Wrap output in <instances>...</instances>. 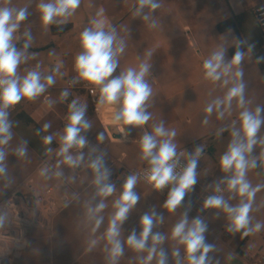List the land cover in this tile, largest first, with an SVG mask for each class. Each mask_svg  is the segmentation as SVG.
<instances>
[{"label": "crops", "instance_id": "0c3cea01", "mask_svg": "<svg viewBox=\"0 0 264 264\" xmlns=\"http://www.w3.org/2000/svg\"><path fill=\"white\" fill-rule=\"evenodd\" d=\"M137 1L139 0L136 2L80 0L79 6L72 15L66 19L55 18L65 19L63 24H71L72 30L55 36L50 28L61 24L53 22L45 25L39 8L42 2L48 3L50 0H27L29 17L25 24L34 27L33 32H28L32 44L27 49L20 44L19 34L23 26L19 22V28L13 33L11 40L16 50L22 53L21 62L16 68V77L22 82L29 72H38L40 82L45 88L33 99L22 97L17 102V111L9 120L11 138L14 139L17 149L23 150L21 158L23 160L25 158L23 162L29 164L27 174L14 185L4 189L0 184V202L8 199L16 191H22L30 182L40 186L43 181H55L54 186H47L46 189L62 190L58 199L62 205L60 212H67L70 223L80 225L79 236L76 237L77 252L67 264H100L101 260L110 261L111 258L114 259L111 255L112 243L107 241L98 248L99 239L107 234L110 222L117 211L115 202L119 200L128 177L133 176L136 170L150 165L148 159L143 158L142 138L145 134L155 136V127L162 124L166 132L174 131L175 135L156 136L157 147L153 152H158L163 140L170 139L175 146V152H182V157L187 163L195 157L197 160L195 183L186 190L181 203L174 211H169L165 207L169 193L162 196L151 189L149 191L152 193L134 186L133 191L138 197L137 203L129 209L123 222L117 221L119 236L116 239L127 241L133 232L139 238L143 231L142 217L145 214L155 213L146 247L143 251H137L143 254L140 264H158L161 253L164 264H169L173 258L174 247L181 244L179 238H172L173 228L186 218L185 231H187L198 218L206 228L204 233L215 237L232 252L240 253L241 259L246 264L243 258L244 251L264 243V231L257 228L256 220L259 203H264V166H257V163L264 161V71L258 65L256 55L263 49L264 41L254 19L255 10L264 6V0H226L230 15L220 21L218 26L228 20H235L233 29L219 32L224 54L222 66L229 70L230 75L223 77L224 67H220L218 69L221 73L220 79L212 80L206 77L204 82H196L194 87L204 85L202 96L199 97V100L203 99L202 101H147L146 99L141 107L149 119L143 125L125 124L122 120H116V115L123 104V97L114 104L100 103L96 108L88 92H72L66 89L67 80L79 77L75 65L76 58L85 51L81 42L83 31L95 29L93 21L102 20L103 30L113 32L123 21L121 16L114 13L122 7L119 3L123 2L124 7L126 4L130 11L131 5H137ZM42 26L44 30L40 33L39 28ZM239 43L243 44L244 52L239 64H233L234 57H231L229 52ZM51 67L58 68L57 76L50 72ZM115 70L118 77L123 75L120 70ZM49 76L53 79L51 85L47 84ZM241 83L244 86L243 105L239 103L240 97H234L230 102L226 101L225 97L229 90ZM95 86L100 91L101 85ZM64 93L67 95H63ZM216 101H221L219 106L216 105ZM73 102L76 109L84 110L83 120L89 124V127L81 129L79 134L89 142V145L82 152H76L72 147L73 149L70 148L68 153L60 155L62 139L70 123L69 117L72 112L70 105ZM209 105L212 106L210 113L206 111ZM257 108L260 109L259 118L262 123L256 133V143L251 152L245 153L249 166L244 177L250 185V190L256 189V191L250 201L248 224L239 230L230 231L229 229L233 227L234 213H228L223 208L205 207L204 203L211 196H221L232 208L239 207L241 203H249L247 195L241 197L237 191L229 190L228 180L234 176L235 170L225 171L221 166V158L234 142L246 143L241 113L248 111L255 115ZM45 125L48 127L45 128ZM49 136L52 137L51 142L45 143V137ZM1 146L0 151L4 153V159L0 164L4 168L7 155L5 144ZM198 148L201 152L196 156ZM81 154L82 159L77 165V169L80 167V170L74 168L75 166L72 167L71 173L66 174L64 181L57 171L63 168L65 155L75 159ZM98 158L102 164L101 171L106 170L108 173L104 183L114 186V191L107 197L98 195L102 185L96 184L97 173L91 167ZM253 161L255 166H252ZM41 166H47L46 172L33 180L32 176ZM85 177L88 179L84 181ZM220 190L223 192L220 193ZM101 203L105 205L104 208L96 211ZM97 220L100 221L98 227ZM153 234H159L163 240L156 245L153 258L147 261ZM29 246L30 244L27 248ZM35 249L43 250L42 254L47 251L46 247L38 245ZM58 249L61 257L64 254L62 251L69 247L59 245ZM121 261L116 263L125 264Z\"/></svg>", "mask_w": 264, "mask_h": 264}, {"label": "clouds", "instance_id": "9594fccd", "mask_svg": "<svg viewBox=\"0 0 264 264\" xmlns=\"http://www.w3.org/2000/svg\"><path fill=\"white\" fill-rule=\"evenodd\" d=\"M80 0H50L48 3H41L39 5L42 13V20L45 25L56 22L63 24L65 19L75 12V9L79 6ZM151 6L155 9L158 5L153 0H139V7ZM12 9L0 8V145L6 144L11 135L9 132L10 124L7 121L6 109L19 102L22 97L33 99L44 91L45 85L40 82V74L38 72H29L22 82L16 77V68L21 62L22 53L18 52L15 46L11 43L13 33L19 28V22L26 19L27 13L25 9H21L15 13L13 18ZM57 17H63L65 19L56 20ZM147 19V17H145ZM95 29H85L81 34L82 47L85 50L81 55L76 58V70L79 73V77L83 80L91 82L95 85H101L100 87V100L99 103L114 104L119 101L120 97H123V104L121 109L116 115V120H122L125 124L143 125L145 124L149 116L142 110V105L151 93V89L144 81V75L147 72V65H141L140 70L137 72L133 69H129L126 74L111 79L105 83L106 78L111 76L116 68V62L114 56L117 52L123 51V46L119 47L115 51L113 50V42L115 40L114 30L113 32H105L103 30L104 22L93 21ZM28 40H31L29 33H25ZM29 43L26 42L24 48L27 49ZM242 53L237 51L232 63L239 64L242 59ZM223 59V52L215 53L211 59L206 60L204 63L205 75L212 80L220 79L221 73L218 71L221 67ZM58 71V68L56 69ZM240 75V73H237ZM53 79L51 76L47 77V84L51 85ZM243 84L233 87L227 93L225 100L230 102L234 97H240L239 103L243 105ZM63 95H67L64 93ZM221 101H216V105L219 106ZM72 109L69 117L70 123L65 130V135L62 139V146L60 148V155L68 153L69 149L76 147H84L86 141L84 137L79 136L81 129H87L89 124L83 120L84 110L83 108L76 109L75 102L70 105ZM207 112L212 111V106L206 109ZM260 109H256V114L244 111L241 113L242 128L244 136L246 137V143L234 142L229 146L228 152L221 158V166L225 171L230 169L235 170L234 176L228 180L229 190H235L243 197L247 195L249 203H241L237 208H232L227 205L221 196H211L205 203V207L223 208L228 213H234L232 217L233 227L229 230H239L244 228L248 224V212L250 210V201L255 194L256 189L250 190V185L245 181V172L249 166V162L245 158L246 152H251L253 145L256 143V133L258 132L262 123L259 118ZM79 125L80 127H77ZM48 125H45L47 128ZM155 136L145 134L141 140V150L143 158L148 159L151 167L148 180L154 184L157 189L163 188L166 184L175 182V187L172 188L169 193V197L165 203V207L169 211H174L176 207L181 203L186 190L190 189L195 183V168L197 160L193 157L187 167L184 169L183 174L177 177L174 174V168L176 162L175 146L171 143L170 139L163 140L160 143L158 152H153V149L157 147L156 136H174L175 132H166L163 125L156 126L154 129ZM52 137H45V143H50ZM102 139V137H101ZM50 151V149H49ZM201 149L196 150V156H199ZM20 154L23 155V150H20ZM4 153L0 151V161H3ZM81 156L75 159L70 155H65V163L75 166L78 165ZM171 162V163H170ZM252 166H255V162H252ZM93 170L97 173L96 184L102 185L99 188L98 195L107 197L114 191V186L104 181L108 178L107 171H101V161L98 158L91 164ZM4 172V168L0 166V173ZM136 176H129L123 186V192L115 202L117 209L112 221L110 222L107 230V237L109 242L112 243L111 255L115 259L122 254V247L120 241L116 239L119 236L117 228V221L123 222L126 219L129 209L137 203L138 197L133 191V187L136 183ZM219 191V188H217ZM104 204L101 203L97 206L96 211H100L104 208ZM145 214L142 217L141 223L143 225V231L139 238L133 232L127 240L128 245L133 247L137 251H143L146 247L149 234L153 227V216ZM97 227L100 221L97 220ZM187 225V219L181 220L172 230V238H179V243L185 245L188 264H206V255L212 249L211 245L205 243V237L203 233L206 228L200 219L193 221V225L185 231ZM260 226L257 225V228ZM163 238L159 234L152 235V247L148 248L147 261L153 258V254L156 252V245L161 243ZM200 255L197 256L196 253ZM174 256H179L178 250L173 253ZM158 264H164V257L161 253V257ZM179 264V262H178Z\"/></svg>", "mask_w": 264, "mask_h": 264}, {"label": "rangeland", "instance_id": "374dc122", "mask_svg": "<svg viewBox=\"0 0 264 264\" xmlns=\"http://www.w3.org/2000/svg\"><path fill=\"white\" fill-rule=\"evenodd\" d=\"M133 1L136 2V0ZM153 2L158 5L155 9L150 5L140 8L139 1H137V5H131L130 11L126 4L124 7L123 2H120L122 7L114 11L123 20L121 26L114 30L113 50L123 46V51L117 52L114 56L115 69L120 70L124 75L129 69L138 72L141 65H147L148 70L143 78L151 89L147 101H202L203 99L199 100V97L202 96L204 85L194 87V84L200 81L204 82L206 79L205 61L211 59L215 53L223 52L218 23L224 20L228 14L230 15L227 1L153 0ZM0 8L14 10L13 18L19 10H26V19L20 21L23 30L19 34V42L22 45H25L26 42L31 45L32 42L25 36L26 32L31 33L34 29L33 26L28 27L25 24L29 17L27 0H0ZM39 29L40 33H43L44 27ZM222 65L221 62V67H224L222 75L227 77L230 75L229 70ZM117 77V72L114 70L111 76L106 78L105 83ZM5 148L7 163L4 173L0 174V184L4 189L23 178L28 172L29 164L23 162L25 158L21 159L23 156L15 146L14 139H9ZM0 149H2L1 145ZM24 164L26 167H23ZM62 166L63 168L57 173L60 178H64L66 181V174L71 173V168L74 166L65 163V159H63ZM46 168L47 166H41L37 169L32 179L36 180L40 175H44ZM74 168L77 169V165ZM77 170H80V167ZM86 179L88 178L85 177L84 181ZM54 185L55 181L53 180L43 181L40 186L30 182L21 192L24 195H29L28 187L30 186L44 191L47 186ZM134 186L146 191L150 190L139 180H136ZM61 193L60 189L55 193L58 212L53 217L50 227L46 230L28 229L26 247L12 251V264H67L73 258L77 252L76 237L79 236L80 225L70 223L67 219V212H60L62 205L58 199ZM257 215L256 220L259 228L264 231V203L262 202L257 208ZM204 237L205 243L212 246L206 255V264H244L237 252H232L215 237L206 233H204ZM107 241H109L107 234L103 235L99 239L98 248ZM29 244L30 246L27 248ZM120 244L123 250L122 254L107 262L101 260L100 264H115L119 260L124 261L125 264L141 263L142 253H138L125 240L120 241ZM36 245L46 247L45 254H42L43 250L37 251ZM59 245H68L69 247L62 251L64 254L61 257H59ZM177 250L179 256L173 255L169 264H178V262L180 264V258L183 255L187 256L185 245L178 244L174 247V252ZM196 255L199 256L200 253L197 252Z\"/></svg>", "mask_w": 264, "mask_h": 264}, {"label": "built area", "instance_id": "2783aa9c", "mask_svg": "<svg viewBox=\"0 0 264 264\" xmlns=\"http://www.w3.org/2000/svg\"><path fill=\"white\" fill-rule=\"evenodd\" d=\"M254 17L264 41V6L255 10ZM49 70L54 76H57L56 68L51 67ZM66 89L72 92L88 91L95 107L97 108L100 105V91L91 82L76 77L67 80ZM16 105L17 103L6 109L8 122L12 114L17 111ZM78 135L82 136L81 134ZM88 145L89 142L86 141L82 148L75 146V151L82 152ZM174 160L176 166L173 171L174 174L179 177L183 174L188 163L183 159L182 152H177ZM0 166L2 165L0 164ZM151 167V165H148L136 170L133 176H136L140 182L145 184L153 192L166 196L171 192L172 188L176 186L175 182L166 184L163 188L157 189L154 187V184L148 180ZM28 188L30 190L29 195H24L21 191H16L8 200L0 204V264H12V251L25 249L26 247L28 229H48L53 217L58 212L56 207L55 188H49L44 191L38 188H32V186ZM222 192L223 191L220 190V193ZM20 194H22V196H20ZM243 258L246 264H264V243L244 251ZM180 264H188L186 255L181 257Z\"/></svg>", "mask_w": 264, "mask_h": 264}, {"label": "trees", "instance_id": "16d2710c", "mask_svg": "<svg viewBox=\"0 0 264 264\" xmlns=\"http://www.w3.org/2000/svg\"><path fill=\"white\" fill-rule=\"evenodd\" d=\"M254 19H255V17H254ZM255 22H256V20H255ZM234 24H235L234 19L228 20L227 22L219 25L218 30L221 33L228 31V30H231L234 28ZM256 24H257V22H256ZM50 30H51V33L53 35L60 36V35H63L69 31H71L72 25L71 24L53 25V26H51ZM243 50H244L243 44L239 43L236 47L230 49L229 53H230L231 57H234L237 51H240L241 53H243L244 52ZM256 60H257L258 65L264 71V44H263V49L261 50V52L258 55H256ZM238 254L241 255L240 253H238Z\"/></svg>", "mask_w": 264, "mask_h": 264}, {"label": "water", "instance_id": "95a60500", "mask_svg": "<svg viewBox=\"0 0 264 264\" xmlns=\"http://www.w3.org/2000/svg\"><path fill=\"white\" fill-rule=\"evenodd\" d=\"M257 166L258 167H263L264 166V161L257 163ZM20 196H22V194H20Z\"/></svg>", "mask_w": 264, "mask_h": 264}]
</instances>
